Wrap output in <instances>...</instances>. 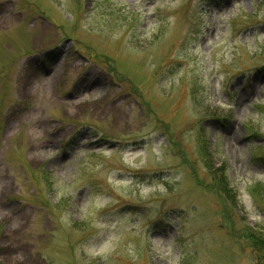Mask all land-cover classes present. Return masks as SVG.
Instances as JSON below:
<instances>
[{"label":"rangeland","instance_id":"obj_1","mask_svg":"<svg viewBox=\"0 0 264 264\" xmlns=\"http://www.w3.org/2000/svg\"><path fill=\"white\" fill-rule=\"evenodd\" d=\"M263 193L264 0H0V264H264Z\"/></svg>","mask_w":264,"mask_h":264},{"label":"trees","instance_id":"obj_2","mask_svg":"<svg viewBox=\"0 0 264 264\" xmlns=\"http://www.w3.org/2000/svg\"><path fill=\"white\" fill-rule=\"evenodd\" d=\"M258 188H255L254 190H256ZM258 192H262L260 189L257 190ZM254 194H256V192H253L252 193V196L253 197H256ZM260 193L256 194L259 196ZM264 194V193H263ZM229 234H231L232 236H235L234 233H233V226L230 228L229 227ZM243 234H241V238H244L246 241H248L250 243V245L257 251H264V240H261V239H258L257 236L258 235H255L256 233L251 230V229H248V230H245L244 232H242ZM245 233V234H244ZM260 235V234H259ZM256 236V237H255Z\"/></svg>","mask_w":264,"mask_h":264}]
</instances>
